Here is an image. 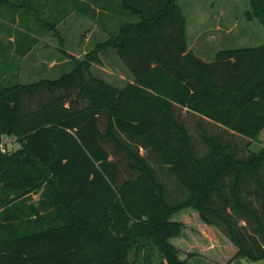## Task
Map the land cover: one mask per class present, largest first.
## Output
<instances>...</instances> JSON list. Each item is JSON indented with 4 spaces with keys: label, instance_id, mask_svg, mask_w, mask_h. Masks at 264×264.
I'll list each match as a JSON object with an SVG mask.
<instances>
[{
    "label": "trees",
    "instance_id": "obj_1",
    "mask_svg": "<svg viewBox=\"0 0 264 264\" xmlns=\"http://www.w3.org/2000/svg\"><path fill=\"white\" fill-rule=\"evenodd\" d=\"M70 13L106 38L59 77L0 82V137L18 143L0 152V264H187L167 241L186 209L233 259L264 260V43L205 61L178 0H0L27 31ZM103 47L131 76L120 87L89 70Z\"/></svg>",
    "mask_w": 264,
    "mask_h": 264
},
{
    "label": "rangeland",
    "instance_id": "obj_2",
    "mask_svg": "<svg viewBox=\"0 0 264 264\" xmlns=\"http://www.w3.org/2000/svg\"><path fill=\"white\" fill-rule=\"evenodd\" d=\"M185 17L186 36L192 53L205 61L214 59L217 51L248 48L264 43V21L250 0H178ZM23 18V17H22ZM83 17L70 13L55 27L38 32L25 30V24L0 21V82H27L39 78H56L83 60L94 43L106 38ZM86 39V41H85ZM98 62L91 60V74L115 86L131 80L114 50L103 47L96 52ZM17 142L12 144L16 148ZM253 151L264 150V128L252 141ZM37 194H31L35 201ZM172 220L181 222L180 234L167 241L177 250V258L187 264H235L234 246L221 232L204 225L193 209L175 213ZM154 263L163 261L155 251ZM240 259L239 264H255Z\"/></svg>",
    "mask_w": 264,
    "mask_h": 264
},
{
    "label": "built area",
    "instance_id": "obj_3",
    "mask_svg": "<svg viewBox=\"0 0 264 264\" xmlns=\"http://www.w3.org/2000/svg\"><path fill=\"white\" fill-rule=\"evenodd\" d=\"M14 143V138L11 136H1L0 137V152L7 153L14 148L12 147V144ZM255 264H264V260L258 261Z\"/></svg>",
    "mask_w": 264,
    "mask_h": 264
},
{
    "label": "crops",
    "instance_id": "obj_4",
    "mask_svg": "<svg viewBox=\"0 0 264 264\" xmlns=\"http://www.w3.org/2000/svg\"><path fill=\"white\" fill-rule=\"evenodd\" d=\"M85 20H87V21H89V23L91 24V26L89 27V30H98V31H100V32H102L103 33V27H102V25H98L96 22H93V21H90V20H88V19H86L85 18ZM64 21V20H63ZM105 26L107 25V24H104ZM85 41H86V39H85ZM96 43V42H95ZM94 43V44H95ZM188 50H190L189 49V44H188ZM196 55V54H195ZM15 142V141H14ZM17 147H18V145H17Z\"/></svg>",
    "mask_w": 264,
    "mask_h": 264
},
{
    "label": "water",
    "instance_id": "obj_5",
    "mask_svg": "<svg viewBox=\"0 0 264 264\" xmlns=\"http://www.w3.org/2000/svg\"><path fill=\"white\" fill-rule=\"evenodd\" d=\"M239 263H240V260H236V261H235V264H239Z\"/></svg>",
    "mask_w": 264,
    "mask_h": 264
}]
</instances>
